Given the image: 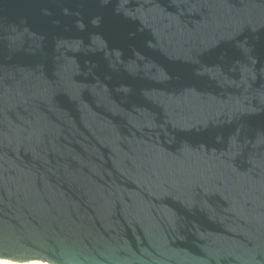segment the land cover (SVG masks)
Wrapping results in <instances>:
<instances>
[{
  "label": "water",
  "instance_id": "95a60500",
  "mask_svg": "<svg viewBox=\"0 0 264 264\" xmlns=\"http://www.w3.org/2000/svg\"><path fill=\"white\" fill-rule=\"evenodd\" d=\"M0 259L264 264V0H0Z\"/></svg>",
  "mask_w": 264,
  "mask_h": 264
},
{
  "label": "bare ground",
  "instance_id": "6f19581e",
  "mask_svg": "<svg viewBox=\"0 0 264 264\" xmlns=\"http://www.w3.org/2000/svg\"><path fill=\"white\" fill-rule=\"evenodd\" d=\"M0 264H48V263L40 260H30L27 262H14L7 259H0Z\"/></svg>",
  "mask_w": 264,
  "mask_h": 264
}]
</instances>
